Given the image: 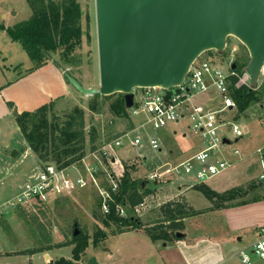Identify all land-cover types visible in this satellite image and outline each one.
I'll use <instances>...</instances> for the list:
<instances>
[{
  "label": "rangeland",
  "instance_id": "374dc122",
  "mask_svg": "<svg viewBox=\"0 0 264 264\" xmlns=\"http://www.w3.org/2000/svg\"><path fill=\"white\" fill-rule=\"evenodd\" d=\"M81 5L89 10L91 16V42L90 45L84 48L81 52V60L79 65L75 68H71L78 74L80 82L82 84H91L94 87L99 88L100 72H99V55H98V42H97V24H96V8L95 0H79ZM32 15L26 0H0V25L4 29H0V82H13L20 78L27 69L32 66L31 60L27 53L18 42H13L6 32V28L13 27L15 24L28 20ZM229 48L222 53L216 54L215 51H208L203 56L211 57L217 63L223 66L225 71L230 68V63L240 56L243 52L242 43L234 37H229L227 41ZM233 47H237L238 51L231 55L230 51ZM57 63L60 65V69L63 72H68L69 68L66 64L62 63L56 57H54ZM231 63V64H232ZM234 64H232L233 66ZM264 75H261L262 79ZM79 78V77H78ZM261 80H259L260 82ZM70 85V84H69ZM231 85V81H230ZM31 88V86L29 87ZM29 91V89H28ZM70 91L72 96L60 100L56 103L53 114L64 117L66 113L71 111L75 106L83 107L87 110L88 99L82 96L70 85ZM260 105H254L249 108L240 119H235L236 111L226 112L221 115L224 122L235 123L241 130L243 137L235 142V137L227 132V129L220 133L221 137L229 136L231 138V144H222V153L227 160L237 162L239 159L235 157L232 152L239 149L241 156L244 157L242 161H239L236 166L227 172L217 176L214 179L208 180L212 187L220 189L223 186H227L229 180L232 182V187L239 184L242 187L249 185L252 181H258V177L261 173L259 160L257 155L254 154L255 150L264 145V102ZM140 118L134 119H119L114 118L107 107L100 114H95L87 110L86 121L87 131L95 127L98 130L99 138L97 141L98 150L104 145L112 142L116 137L131 131L134 126L139 123ZM13 121V120H12ZM13 123L11 131L7 133V139L12 140L13 144L21 149V144L24 142V138L17 129L16 123ZM187 123H180L178 125H171L168 131L178 130V134L173 136L170 132L155 133L150 127H147L149 133L152 136L157 135L159 138L163 136L164 149L163 153L147 152L146 158H138L131 149H122L118 155L121 159V165L117 164L111 166L108 163L101 165L93 156L94 152H91L90 143L87 145V154L85 162L88 167L76 166L72 168L73 173L80 172L81 174L88 176V168L91 171H96V175L99 183V187L104 191L106 189V183L108 185V174L112 173L117 182L123 177L125 171H128L131 178L135 181H145L148 185L151 193L144 198L143 203L136 206L132 215L139 218L141 222L153 229L160 224L163 219L162 209L167 203L181 202L189 206L191 204L194 207H190L196 215L203 213H210L215 211L213 204L209 201L204 194L197 189L198 185L195 176L192 174L189 176L192 182L187 185L181 184L180 179H168L163 182H150L149 177L160 164L164 162H170L175 165L184 160L190 153L191 149L200 143V140L192 136L186 131ZM184 133L186 134L184 136ZM96 152V151H95ZM3 156V157H2ZM4 152L0 151V175L5 177L0 181V193L4 190L12 191L11 185L14 182H23L26 180L21 174L32 172H38L40 165L36 162H32L34 154L29 158L24 159L23 163H19L16 159H6ZM102 172V173H101ZM11 175V176H10ZM14 175V177H13ZM16 175V176H15ZM10 177V178H9ZM234 179V180H233ZM259 182V181H258ZM2 183V184H1ZM183 185V186H182ZM179 186L183 190L179 195ZM234 188V187H233ZM232 189V188H231ZM191 190H196L197 194H191ZM6 192V191H4ZM179 195V196H178ZM186 195V197L184 196ZM3 197V196H2ZM1 200L4 204L7 200ZM187 200L189 202H187ZM102 202V196L100 189L96 185H91L88 188L74 192L71 195L61 197L56 201L44 204V205H32L27 208H18L15 210L9 209L5 211V215L8 223L7 231L0 227V264H47L46 254H18L15 253L19 250H29L36 247H45L47 245H55L67 240L65 232L68 226L74 221H78L81 228L93 234L99 227H103L101 223V216L106 215L102 207H99V203ZM102 205V203H101ZM121 215L125 213L121 212ZM214 222L210 221L211 228L216 225H220L218 218H214ZM207 219H201L200 225L205 224ZM165 225H168L166 222ZM210 229V228H208ZM108 238L99 244V247H89L86 251V258H90L92 255L102 254L107 252L113 239L115 237V227L108 228ZM183 232V229L182 231ZM249 236V237H248ZM244 235V243L252 242V234ZM113 240V241H112ZM175 241L168 242L169 245L174 244ZM157 243L163 244V241ZM208 248V249H207ZM72 246H63L53 248L48 255L51 260L57 258H72ZM213 246L207 247L197 246L195 249L201 254L202 260L200 263L204 264L205 261L212 258ZM211 250V251H210ZM205 252V253H204ZM151 264H158L152 262ZM232 264H241L237 259L232 261ZM252 264H263L257 257L253 256Z\"/></svg>",
  "mask_w": 264,
  "mask_h": 264
},
{
  "label": "trees",
  "instance_id": "16d2710c",
  "mask_svg": "<svg viewBox=\"0 0 264 264\" xmlns=\"http://www.w3.org/2000/svg\"><path fill=\"white\" fill-rule=\"evenodd\" d=\"M26 1L32 10L31 17L13 27L6 28L11 40L20 43L31 60L32 66L25 71L24 75L50 63L60 69L59 63L54 58L56 57L67 65L69 68L67 73L77 79L81 85L86 88L94 87L91 84H82L79 80L82 77L71 69L79 65L81 52L91 42L89 10L85 9L79 0ZM0 29L4 27L0 25ZM215 52L218 54L217 51ZM249 63V53L243 46L242 54L233 62L236 65L234 71L238 77H232L230 85V96L236 103L234 110L236 120L240 119L252 106H263L264 102V77L255 86L236 87L239 77L246 71ZM85 97L88 99L87 110L92 113L100 114L107 107L114 118L130 119L125 108L124 95L121 93L112 96L95 94ZM55 105L56 102H51L35 111L18 113L14 109V104L8 102V107L13 109L15 122L28 148L37 156L40 165L54 164L64 169L83 166L82 161L87 154V145L90 143L91 152L98 151V130L92 127L87 131L85 108L75 106L62 118L53 114ZM106 189L110 192L112 200L108 202L109 213L100 217L103 227L89 234L81 228L78 221H74L66 229L67 240L54 246L36 247L18 254L33 255L56 247L72 246L71 259L57 258L49 260L47 264H83L89 261V258H86L89 247L97 248L108 238L106 231L108 228L115 227V236L130 230L144 231L153 242L161 240L168 243L180 239L177 233L184 229V220L196 215L184 203L179 201L167 203L162 209L163 219L160 224L151 229L132 215L134 208L143 203L144 198L151 193L145 181H135L130 173L125 171L118 181V189L115 192L107 183ZM197 189L213 204L215 210L264 201V188L257 180L247 186L235 187L223 193L216 192L205 183L198 185ZM101 203H99L100 208ZM122 210L125 215H121ZM166 222L168 225H165ZM0 227L5 231L9 227L4 215H0ZM76 230L79 231L78 235H75Z\"/></svg>",
  "mask_w": 264,
  "mask_h": 264
},
{
  "label": "water",
  "instance_id": "95a60500",
  "mask_svg": "<svg viewBox=\"0 0 264 264\" xmlns=\"http://www.w3.org/2000/svg\"><path fill=\"white\" fill-rule=\"evenodd\" d=\"M95 8L99 88H86L65 72L82 95L121 93L128 110L135 89L182 84L196 59L208 51L222 53L229 37L249 53L250 85L261 78L264 0H95ZM183 236L177 233L178 238ZM89 264H98L96 258Z\"/></svg>",
  "mask_w": 264,
  "mask_h": 264
},
{
  "label": "built area",
  "instance_id": "2783aa9c",
  "mask_svg": "<svg viewBox=\"0 0 264 264\" xmlns=\"http://www.w3.org/2000/svg\"><path fill=\"white\" fill-rule=\"evenodd\" d=\"M228 48L227 43L224 51ZM237 51L238 48L233 47L230 53L234 56ZM204 54L191 65L182 84L171 89L153 87L137 88L133 91L134 104L127 111L130 119L140 118L139 123L131 131L116 137L93 153L101 165L106 163L121 165L118 153L126 148L133 150L138 158H146L147 152L163 153L165 143L163 137L152 136L147 127L157 134L173 124L178 125L182 122L187 123L186 131L200 140V146L190 157L178 164L173 165L170 162L160 164L150 175V182L181 178V182L185 184L193 174L197 183L203 184L234 168L244 159L240 150L236 149L232 154L239 160L237 162L227 160L222 153V144H231L232 141L229 136L222 138L220 135L227 129V132L236 138L235 142L243 137L242 130L237 124L224 122L221 117L227 111L232 112L236 109V103L230 96V81L232 77L238 75L232 69V62L228 71H225L220 63L211 57H204ZM243 85H250L246 71L239 77L236 87ZM172 132L177 133L178 130ZM254 154L257 155L261 168L258 181L264 188V145L258 147ZM82 162L88 167L85 158ZM72 168H59L54 164L40 165V170L29 175L20 191L0 205V215H4L9 209L49 204L91 185H96L100 189L102 209L108 214L111 194L99 187L94 174L96 171L88 168V176H85L80 172L73 173ZM108 182L111 190L115 192L118 189V182L112 173L108 174ZM239 255L242 264H252L253 256L264 264V227L258 229L253 244L241 250Z\"/></svg>",
  "mask_w": 264,
  "mask_h": 264
},
{
  "label": "crops",
  "instance_id": "0c3cea01",
  "mask_svg": "<svg viewBox=\"0 0 264 264\" xmlns=\"http://www.w3.org/2000/svg\"><path fill=\"white\" fill-rule=\"evenodd\" d=\"M30 86L31 88H29ZM72 95L65 72L52 63L28 75L23 74L13 82H0V151L5 153L6 159L12 158L16 159L17 162L23 163L24 159L34 154L28 148L25 139L21 144V149L14 145L12 140L7 139V133L13 127L12 122H15L13 109L11 110L8 107V102L14 104V109L18 113L32 112L45 104L57 103ZM17 129L20 130L18 126ZM173 131L176 132L177 130ZM165 132H170L173 136L178 134V132L173 133L168 131V129L163 131V133ZM199 146V144L195 145L184 160L190 157ZM33 158L32 162L40 165L35 154ZM0 162L5 163L2 160ZM32 171L21 175L24 178L26 177L25 179L27 180ZM4 178L0 175V181H3ZM26 180L14 182L11 185L12 191L4 190L6 192L0 193V205L3 197H5L4 199L7 198V200L14 197ZM231 181L229 180L227 186H223L220 189L212 187L209 183L205 184L216 192L223 193L233 187L240 186L237 184L232 187ZM190 182L192 181L188 180V183ZM188 183L181 184L187 185ZM178 190L179 195L183 194L180 186ZM191 192L192 195L198 193L196 190H191ZM184 196L186 197V195ZM187 202L189 201L187 200ZM207 203L209 204V200ZM189 204L190 207H194L193 204ZM4 216L6 217L5 214ZM216 217L221 221L220 225L211 228L209 223L210 221L214 222ZM205 218L207 219L205 224L200 225V220ZM260 227H264V201L238 207L216 209L210 213L190 216L184 220V229L181 232L184 234L183 238L175 240L172 245L163 243L160 246L159 243L153 242L144 231L130 230L123 232L114 237V241L112 240L113 243H111L107 252L92 255L89 260L94 257L98 264H151L152 262H157L158 264H201L200 262L203 261L201 259L202 256L195 249H197V246L207 247L211 245L213 246L210 254L212 258L205 261L204 264H232L235 259L241 263L240 251L253 244ZM250 234L253 236L251 238L252 242L245 244L244 235L248 236ZM51 250L41 252L47 255L46 263L51 260L50 255H48ZM21 251L24 250H19L15 253ZM83 264H89V261Z\"/></svg>",
  "mask_w": 264,
  "mask_h": 264
}]
</instances>
